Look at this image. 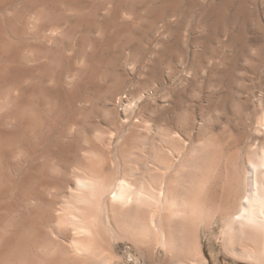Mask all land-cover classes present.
<instances>
[{
	"label": "rangeland",
	"instance_id": "rangeland-1",
	"mask_svg": "<svg viewBox=\"0 0 264 264\" xmlns=\"http://www.w3.org/2000/svg\"><path fill=\"white\" fill-rule=\"evenodd\" d=\"M1 4L0 25L9 19L11 28L0 43L8 37L17 45V73L13 84L1 85L0 105L15 94L17 106L15 120L7 117L10 108L0 109V249L26 239V250L20 249L26 256L20 250L15 256L32 263L22 264L67 261L61 241L45 226L51 206L68 197L72 170L103 164L115 177L120 145L127 167L129 160L140 175L143 146L157 147L164 161L183 145L210 144L232 162L264 148V0ZM9 182L22 186L9 192ZM35 212L40 225L28 223ZM25 214V230H16ZM213 227L202 230L204 253L210 264H233L214 247L220 217ZM125 241L117 256L137 263ZM217 252L224 256L214 259Z\"/></svg>",
	"mask_w": 264,
	"mask_h": 264
},
{
	"label": "bare ground",
	"instance_id": "bare-ground-1",
	"mask_svg": "<svg viewBox=\"0 0 264 264\" xmlns=\"http://www.w3.org/2000/svg\"><path fill=\"white\" fill-rule=\"evenodd\" d=\"M8 20L0 25V42L11 28ZM16 46L8 37L1 46L0 55H5L6 62L0 67V76H3L0 87L5 81L12 84L15 81ZM11 96L7 105H0V109L10 108L7 117L13 120L16 119L12 112L17 101L15 94ZM262 126L264 123H260V128ZM14 137V133L9 136V150L13 152L17 147ZM200 144L173 148L171 157L165 161L157 147L143 146L141 154L145 167L142 175L129 160L127 167L121 145L114 156L115 177L105 172L103 164L94 170L71 169L68 197L57 202L55 208L51 206L45 224L49 233L62 243L67 255L64 264H210L204 253L202 230H212L218 217L221 231L215 238L220 245L215 241L214 247L223 248L234 260L233 264H264V148L257 155L243 154L232 162L223 160V154L213 150L210 144ZM87 154H90L89 159L92 155ZM12 181L16 182L14 177ZM10 182L7 190L18 192L15 190L19 187L17 183ZM39 216L37 212L27 215L28 223H42ZM25 217L26 214L16 230L25 228ZM18 233L15 235L20 236ZM22 239L14 238L2 245L0 264H22L23 260L32 263L29 258L15 256L26 245ZM125 239L137 255V263L129 262L124 255L117 256L126 244ZM21 252L18 255L26 256L25 251ZM221 256L224 254L217 252L213 258Z\"/></svg>",
	"mask_w": 264,
	"mask_h": 264
}]
</instances>
